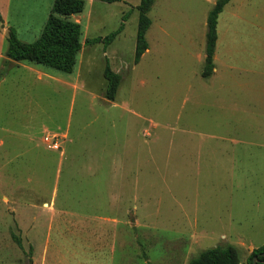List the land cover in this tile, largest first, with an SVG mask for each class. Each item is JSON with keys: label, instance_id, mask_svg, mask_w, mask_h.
Instances as JSON below:
<instances>
[{"label": "rangeland", "instance_id": "374dc122", "mask_svg": "<svg viewBox=\"0 0 264 264\" xmlns=\"http://www.w3.org/2000/svg\"><path fill=\"white\" fill-rule=\"evenodd\" d=\"M52 1L15 0L9 21L24 40ZM86 2L71 17L83 29L74 72L45 69L67 88L23 69L2 85L0 264H77L85 255L99 264H188L225 245L248 264L264 246V87L250 106L238 100L236 78L264 72V0L226 6L218 73L207 79L217 0H156L138 64L142 0ZM120 28L109 44L88 43ZM107 66L122 76L115 101L105 98Z\"/></svg>", "mask_w": 264, "mask_h": 264}, {"label": "trees", "instance_id": "16d2710c", "mask_svg": "<svg viewBox=\"0 0 264 264\" xmlns=\"http://www.w3.org/2000/svg\"><path fill=\"white\" fill-rule=\"evenodd\" d=\"M104 3H115L120 0H97ZM156 0H142L138 6L139 23L136 40L135 63L138 64L143 55L149 50L146 38L151 26L149 13ZM231 0H217L207 19L206 34V56L202 76L210 78L215 69L214 56L218 41V22L220 14ZM86 0H55L51 8L50 15L39 38L27 43L22 41L14 28L9 29L7 39L6 56L15 62H28L43 67L55 69L64 73L74 72L78 55L82 50L83 29L82 26L71 19L85 12ZM2 21L0 15V22ZM120 28L106 38H94L88 43L107 42L111 43L121 32ZM106 80L105 98L115 101L122 76L114 72L110 66L104 71ZM20 247L23 246L20 238H15ZM264 246L254 249L248 260V264H264ZM240 252L232 245L217 246L202 251L196 258L188 264H240Z\"/></svg>", "mask_w": 264, "mask_h": 264}, {"label": "crops", "instance_id": "0c3cea01", "mask_svg": "<svg viewBox=\"0 0 264 264\" xmlns=\"http://www.w3.org/2000/svg\"><path fill=\"white\" fill-rule=\"evenodd\" d=\"M54 1L55 0H53L52 1L53 3L50 5V11H51V8L54 4ZM14 2H15V0H0V15L2 18V21L0 22V92L2 91V85H4V83L7 81L6 76L9 74H12V72H15V71L21 70V69H23L29 73H34L37 76V78L40 80L44 76H47L49 78H53L55 81H57L61 85V87L64 86L65 88H67L70 84L69 80L67 78L65 79V78H62L60 76L54 77L51 75V72H48L47 70H45L46 67L33 66V65L26 64V63L15 62L13 60H10L6 56L7 39H8V34H9L10 28L15 29L18 37L22 41L27 42V43H32L39 38V36L42 32V29L45 26V24L48 20V17L50 15V12L48 15L46 12H44V14H40V16L38 17V20H42V22H39L38 26H36L38 28H36V30H35V27L32 26L33 25L32 24L31 27H27V30L24 33L25 38H27L31 41H27L26 39L24 40L21 36V33H20V27H18L17 24H14V23L12 24L9 21V18L12 14V11L15 9L14 8ZM225 8H224V11H225ZM224 11L221 14H223ZM21 12H22L21 9H18L16 11V13H18L19 15ZM34 17H36V16H34ZM33 20H35V18H33V16H32L31 21H33ZM17 22L19 24H21L20 21H17ZM218 25H219V22H218ZM218 44H219V34H218L216 52H215V56H214L215 69H214L213 75L218 73V68L216 66V62L219 60ZM82 49H83V46H82ZM227 68L230 69L233 67L231 65H229V66H227ZM245 72L249 73L250 75L245 76V75H243V73H239L238 74L239 76H237V78H236V81L238 82V84H236V86H237L236 89H237L238 95H239L238 100L240 101V97L245 99V100H250L249 102H252V103H250L249 105L251 106V105H255V103H257L255 98H253L251 96V94H253L255 96L254 93L255 92L260 93L264 87V78H263L264 72H262V71H245ZM76 73H78V72H76ZM224 80H225V78H224ZM76 82H80L78 74L76 75ZM72 86H74V88H76L77 83L74 82L72 84ZM223 86L225 87V83ZM260 102H261V104H264V103H262V102H264V98H261ZM260 102L258 101V103H260ZM259 106L260 105L258 104L255 107H259ZM0 144H3V141H1ZM57 252H55V253H57ZM53 258H57V256H53ZM53 260L50 261L49 264H64V262L61 259H58V260L53 259ZM99 261H100V259H99ZM47 263L48 262H46L45 264H47ZM76 263L77 264H99L97 262H93L92 258L91 257L89 258L86 255L84 257L80 256L79 260L76 261ZM32 264H33V262H32Z\"/></svg>", "mask_w": 264, "mask_h": 264}, {"label": "built area", "instance_id": "2783aa9c", "mask_svg": "<svg viewBox=\"0 0 264 264\" xmlns=\"http://www.w3.org/2000/svg\"><path fill=\"white\" fill-rule=\"evenodd\" d=\"M47 140H48V142H49V138H47ZM52 147H53L54 149H56V150L59 149V145H58V143H56V142L52 145Z\"/></svg>", "mask_w": 264, "mask_h": 264}, {"label": "water", "instance_id": "95a60500", "mask_svg": "<svg viewBox=\"0 0 264 264\" xmlns=\"http://www.w3.org/2000/svg\"><path fill=\"white\" fill-rule=\"evenodd\" d=\"M264 255V254H263ZM254 262H255V264H257V257L254 259ZM30 264H32V263H30Z\"/></svg>", "mask_w": 264, "mask_h": 264}]
</instances>
